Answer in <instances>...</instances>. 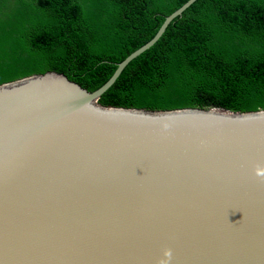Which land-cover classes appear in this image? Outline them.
Here are the masks:
<instances>
[{
  "label": "water",
  "instance_id": "1",
  "mask_svg": "<svg viewBox=\"0 0 264 264\" xmlns=\"http://www.w3.org/2000/svg\"><path fill=\"white\" fill-rule=\"evenodd\" d=\"M48 69L0 82V264H264V108L100 102Z\"/></svg>",
  "mask_w": 264,
  "mask_h": 264
},
{
  "label": "trees",
  "instance_id": "2",
  "mask_svg": "<svg viewBox=\"0 0 264 264\" xmlns=\"http://www.w3.org/2000/svg\"><path fill=\"white\" fill-rule=\"evenodd\" d=\"M186 0H0V82L57 69L101 86ZM148 108H264V0H196L99 97Z\"/></svg>",
  "mask_w": 264,
  "mask_h": 264
}]
</instances>
